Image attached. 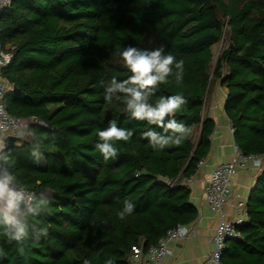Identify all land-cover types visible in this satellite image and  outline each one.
Returning a JSON list of instances; mask_svg holds the SVG:
<instances>
[{"label": "trees", "instance_id": "16d2710c", "mask_svg": "<svg viewBox=\"0 0 264 264\" xmlns=\"http://www.w3.org/2000/svg\"><path fill=\"white\" fill-rule=\"evenodd\" d=\"M222 38L228 45L214 59ZM0 43L14 47L2 71L16 89L4 96L5 110L44 122L1 150L10 159H0V173L13 172L48 200L35 218L48 233L36 239L30 232L23 254L0 222V264H131L132 247L146 252L168 229L192 223L197 209L181 181L210 150L215 124L206 105L214 83L225 91L235 145L264 155V0H12L0 14ZM161 44L183 59V81L170 76L150 102L182 95L187 104L175 118L191 133L181 146L156 151L142 136L155 126L131 120L119 101L107 103L99 82L128 78L119 56L126 46ZM113 119L134 135L105 161L95 145ZM125 200L135 207L121 220ZM246 207L222 264H264V167Z\"/></svg>", "mask_w": 264, "mask_h": 264}, {"label": "clouds", "instance_id": "9594fccd", "mask_svg": "<svg viewBox=\"0 0 264 264\" xmlns=\"http://www.w3.org/2000/svg\"><path fill=\"white\" fill-rule=\"evenodd\" d=\"M119 56L122 66L130 75L123 81L112 77L108 83L104 80L99 82L104 88L105 101L107 103L119 101L125 105L124 110L131 120L155 126L142 133L153 150L162 151L168 147L181 146L189 138L191 129L177 122L175 117L187 104V100L182 95H162L155 103L150 101L160 85L169 83L170 76L175 77L177 84L182 83L183 59L177 60L170 52L166 53L163 44L153 49L128 45ZM156 128L162 131L158 132ZM133 135V130L118 127L117 121L113 119L108 122L107 128L98 132L101 142L95 147L105 161L115 159L119 155L116 143L120 141L127 143ZM0 147H3L2 140ZM0 159L8 163L10 157L0 155ZM14 185H19L20 190H16ZM26 191L29 192V198L25 196ZM32 201H35V206ZM21 203L25 206L23 211L20 209ZM134 207L133 203L125 200L124 208L118 214L119 218L123 220L126 215H130ZM47 210L48 200L36 197L35 191L25 188L13 172L4 169L0 173V222L4 225L3 235L8 238L9 243L16 242L21 254L24 253L30 232H35L36 239L47 235L48 228L41 226L35 220ZM5 255L6 253L0 248V256ZM83 264H89V261L84 260ZM105 264H114V261L109 259Z\"/></svg>", "mask_w": 264, "mask_h": 264}, {"label": "built area", "instance_id": "2783aa9c", "mask_svg": "<svg viewBox=\"0 0 264 264\" xmlns=\"http://www.w3.org/2000/svg\"><path fill=\"white\" fill-rule=\"evenodd\" d=\"M12 0H0V14L10 6ZM13 46L2 47L0 43V134L2 136L11 135L18 139H24L29 132V126L33 123L44 125L42 120L31 115L26 117H16L9 115L4 108L3 98L11 92V85L2 76L3 69L9 64L13 56ZM229 129H232L229 124ZM204 163L201 159L197 164L199 169ZM249 166L255 168L264 167V155L244 154L233 142L232 154L229 160L216 164L209 172L204 184L203 198L209 209L218 215L214 231L208 240L212 244L210 252L205 257L203 264H222L221 255L225 250L226 242L229 239L239 236L236 227L243 224L247 219L246 200H238L234 205V218L229 221L224 218V205L227 202L232 177L238 170H247ZM191 177L182 179L181 183L188 184ZM16 190L19 185H14ZM29 198V192H25ZM33 202V201H32ZM23 208H25L23 204ZM192 233L189 225H177L168 229L154 245L143 252L141 247H132L131 264H159V262L170 253V244L179 239H183Z\"/></svg>", "mask_w": 264, "mask_h": 264}, {"label": "crops", "instance_id": "0c3cea01", "mask_svg": "<svg viewBox=\"0 0 264 264\" xmlns=\"http://www.w3.org/2000/svg\"><path fill=\"white\" fill-rule=\"evenodd\" d=\"M224 102L225 91L217 83L213 84L206 105V114L215 124L210 136V150L204 158L203 165L195 171L190 183L187 184L190 190L189 201L197 209V218L188 224L192 233L183 239L173 241L170 244V253L159 264H203L212 248L208 237L214 231L218 215L205 203L203 189L210 170L216 164L229 160L232 154L233 139L228 119L223 111ZM3 137L0 134V140ZM1 150L2 147L0 152ZM261 170L262 168L249 166L247 170H238L232 177L229 196L223 208L226 220L231 221L234 218V205L238 200H247Z\"/></svg>", "mask_w": 264, "mask_h": 264}, {"label": "water", "instance_id": "95a60500", "mask_svg": "<svg viewBox=\"0 0 264 264\" xmlns=\"http://www.w3.org/2000/svg\"><path fill=\"white\" fill-rule=\"evenodd\" d=\"M14 91H16V89L14 86H12L11 92H14ZM2 141H3L2 149L6 150V149L11 148L14 145L16 138L14 136H11V135H5L2 139ZM0 171H1V168H0ZM20 209L21 210L23 209V203H21Z\"/></svg>", "mask_w": 264, "mask_h": 264}, {"label": "rangeland", "instance_id": "374dc122", "mask_svg": "<svg viewBox=\"0 0 264 264\" xmlns=\"http://www.w3.org/2000/svg\"><path fill=\"white\" fill-rule=\"evenodd\" d=\"M228 45V42H226V40L224 38H222L212 49L213 54H214V59L216 58V56L218 55V53ZM214 63V61H213ZM212 63V64H213ZM215 84V83H214ZM22 139H18L16 140V142L21 141Z\"/></svg>", "mask_w": 264, "mask_h": 264}]
</instances>
